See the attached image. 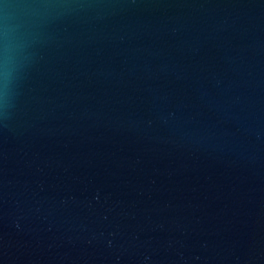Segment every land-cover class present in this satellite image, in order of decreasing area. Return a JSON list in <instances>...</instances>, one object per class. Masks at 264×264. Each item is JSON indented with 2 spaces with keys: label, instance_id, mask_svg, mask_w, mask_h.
Here are the masks:
<instances>
[{
  "label": "water",
  "instance_id": "obj_1",
  "mask_svg": "<svg viewBox=\"0 0 264 264\" xmlns=\"http://www.w3.org/2000/svg\"><path fill=\"white\" fill-rule=\"evenodd\" d=\"M0 264H264V0H0Z\"/></svg>",
  "mask_w": 264,
  "mask_h": 264
},
{
  "label": "clouds",
  "instance_id": "obj_2",
  "mask_svg": "<svg viewBox=\"0 0 264 264\" xmlns=\"http://www.w3.org/2000/svg\"><path fill=\"white\" fill-rule=\"evenodd\" d=\"M16 46L14 39L10 37L6 17L3 31V43L0 44V94L5 97L16 69Z\"/></svg>",
  "mask_w": 264,
  "mask_h": 264
}]
</instances>
